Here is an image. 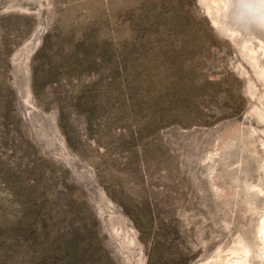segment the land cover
Returning a JSON list of instances; mask_svg holds the SVG:
<instances>
[{
	"label": "rangeland",
	"instance_id": "rangeland-1",
	"mask_svg": "<svg viewBox=\"0 0 264 264\" xmlns=\"http://www.w3.org/2000/svg\"><path fill=\"white\" fill-rule=\"evenodd\" d=\"M238 11L0 0V264H264V34Z\"/></svg>",
	"mask_w": 264,
	"mask_h": 264
},
{
	"label": "bare ground",
	"instance_id": "bare-ground-1",
	"mask_svg": "<svg viewBox=\"0 0 264 264\" xmlns=\"http://www.w3.org/2000/svg\"><path fill=\"white\" fill-rule=\"evenodd\" d=\"M238 6L242 19L261 27V33L264 34V0H238Z\"/></svg>",
	"mask_w": 264,
	"mask_h": 264
}]
</instances>
